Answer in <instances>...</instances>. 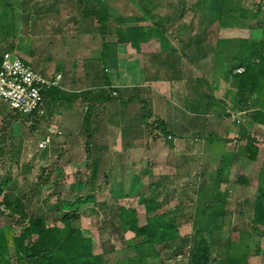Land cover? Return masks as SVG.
I'll list each match as a JSON object with an SVG mask.
<instances>
[{
    "label": "rangeland",
    "instance_id": "374dc122",
    "mask_svg": "<svg viewBox=\"0 0 264 264\" xmlns=\"http://www.w3.org/2000/svg\"><path fill=\"white\" fill-rule=\"evenodd\" d=\"M3 1L12 2L18 13L22 10L21 2L27 1L29 7H35L37 2V0ZM45 1L51 2V0H38L39 4ZM106 1L109 4L110 33L104 38L115 40L116 20L123 16L140 15V11L134 0ZM135 1L141 2V0ZM147 1L161 2L154 10L157 13L155 19L158 20L172 14L173 7L169 4L172 2L176 4L178 0ZM185 1L186 20L176 24V28L186 25L183 31H198L199 26L202 25L199 23L200 16L209 15H205L203 3L197 0ZM57 2L58 13L42 15L36 23L33 19L26 23L17 16L16 49L13 52L45 74L54 76L61 73L63 90L70 93L81 92L89 86V80L84 77L85 66L90 57L99 54L102 36L98 33V25L92 16H84L85 19L81 17L80 14L83 12H79V4L76 0H57ZM228 2L229 13L226 18L231 30L235 28L238 31L234 30V32L249 33L250 19H241L240 9L248 8L255 12L259 3H261V13L253 23L264 26V0H228ZM7 9H10V6H7ZM81 10L84 9L81 7ZM29 11L26 10L21 14L26 16ZM218 23L214 21L210 25L203 24L206 25L204 30L215 35ZM144 24H149V21H144ZM259 29L255 34L261 37L262 34L264 35V29ZM174 30V27H169L168 33ZM4 34L0 27V37L4 38L0 40V51L7 48L8 43L13 39V36H4ZM31 49L34 50V55L29 54L28 51ZM113 75L111 70L112 79ZM110 103L106 105V110H103L106 112L105 117L100 116L93 125L96 131L92 141L96 138L95 142L98 144L96 149L95 145L87 143V132L84 127L85 108L80 99L70 104L68 101H59L45 105L44 112L37 119L39 123L35 129L30 127L34 121L33 117L27 120L21 116L12 117L13 111L0 100V136L4 138L3 141L0 139V178L10 173L17 188L31 197L28 211L45 214L49 223L62 226V222L55 221L58 213L56 210L58 198L71 197L76 193L75 186L80 181L88 182L95 164H98L99 171L95 179L96 198L99 202H108V206L101 208L98 204H89L82 207L79 225L92 237L95 253L103 255L104 264H117L119 259L135 254L130 247L135 241L134 233L128 231L124 234V240L121 239L116 230L114 214L119 205L132 206L138 210L141 221L145 220L144 206L138 202L142 193L146 196L152 193L159 195L158 198L162 202L160 210L180 216V236L192 237L197 228L212 231V248L216 256L226 254L228 238L232 230L240 229L248 232L251 234V251L253 252L257 245H262L263 248L259 255L250 256L249 264H264V238L260 236L259 230L252 226V213L246 207L243 209L244 214L239 213L240 204L237 198L239 166L235 164L236 167L231 166L232 168H215L216 166L205 158L192 163L195 165L190 167L181 157L175 159L168 156L167 164L146 168L145 156L143 159L140 155L138 157L140 151L135 150L131 152L130 157H125L126 167L120 168L116 165L120 161L119 156L115 149L111 148L114 140L112 130L104 127V123L108 122L107 117L110 118L111 114H115L109 111ZM123 116L127 119L125 113ZM49 127L61 130L62 134L54 137L53 142L48 146L47 155L43 157V151L39 149L38 143ZM12 129L17 132L15 137H12ZM151 138L155 140L158 136ZM123 139L126 143L125 137ZM202 144L205 145V142H200L201 147L204 146ZM227 148L233 151L237 159L239 145L232 144ZM203 151L200 148L195 153L201 155ZM133 159L138 160L137 164H130ZM203 167H207V171L201 176ZM104 174L107 175L104 177ZM222 175L226 180L223 184H218L220 187L214 182L210 183L212 177H222ZM0 226H10L9 233L13 234H18L21 229L18 217L10 216L7 211L0 214ZM159 250L160 258L165 264H185L188 260L189 247L179 249L159 247ZM10 254L14 259L15 250L12 246ZM149 261V264H161L159 259ZM14 264H26V262L14 261Z\"/></svg>",
    "mask_w": 264,
    "mask_h": 264
},
{
    "label": "trees",
    "instance_id": "16d2710c",
    "mask_svg": "<svg viewBox=\"0 0 264 264\" xmlns=\"http://www.w3.org/2000/svg\"><path fill=\"white\" fill-rule=\"evenodd\" d=\"M76 1L79 4V12H83V14H80L81 17L85 19L84 16H92L98 25V33L102 36L99 54L93 58L90 57L85 66V74L89 80V86L92 88L70 93L61 88L52 87L43 93L45 105L47 106L59 101H68L70 104L74 100L80 99L85 106L84 127L87 132V143L95 145L94 140L92 141L94 131H96V127L93 126V116L98 115L95 103H100L103 108L122 95L120 88L112 86L109 71L110 67L115 64L118 44L128 42L140 51L143 42L154 40L160 43L162 51L169 49L170 43L166 33L169 27H175L176 22L184 17L187 8L185 0H178L176 4L172 2V4H169L173 7L172 14L156 20L157 13L154 10L159 7L161 2H151V5L147 0V3H145V0H141V2L134 0L140 15L119 17L115 24L116 41L110 42L104 38L105 35L110 33L108 2L106 0H93V3L89 2L90 0ZM197 1L203 3L205 15H209V18L206 17L208 25L218 21L221 27H229L226 18L229 13L228 0ZM21 3V13L30 10L26 16L16 12L12 2L7 3L0 0L1 30L5 33L4 36H13L7 48L0 51V64L4 52H13L16 49L17 16L19 19H24L26 23L30 19H33L36 23L42 15L58 13L59 11L57 0L45 1L41 4L37 0L35 7H29L27 1ZM7 6H10V9H7ZM81 7L84 9L83 11ZM260 13L261 3L258 4L255 12L248 8H241L240 18L250 19L249 27L251 30L264 29L262 24L255 25L253 23ZM144 21H149V24H144ZM3 39L0 37L1 41ZM217 43V57L219 59L220 57L222 59V53L225 50L231 56L229 73L233 84L237 88V93L245 99L251 95L256 96L252 104L254 106H251V108H257L254 109L252 114L256 122L264 124V37L255 35L252 37L219 38ZM172 51H175V49L173 48ZM28 52L30 55H34V50L31 49ZM25 61L30 63L27 60ZM241 67L243 71L237 72L236 70ZM105 86H108V88H105ZM113 90L117 93L113 94ZM142 102L145 101L142 100ZM147 106L148 104L145 102L142 107L146 122L152 128H160L167 140L171 139L172 135L168 134L165 120L159 118L149 120L152 117V112ZM12 111V117L21 116L24 120L33 117L34 121L30 127L32 129L37 128V123H39L37 112L25 115L15 110ZM234 120L236 121L235 118ZM12 134V137H15L16 130L12 129ZM0 139L4 140L1 136ZM41 150L43 151L42 156L45 157L48 153V147ZM258 152L259 142L253 137H248L245 146V157L249 160H255ZM124 153L125 151L118 153L119 160H122ZM95 165L91 179L84 183L80 181L75 186L76 193L71 197L58 198L56 206L58 213L55 221L62 222V226L49 223L45 214L28 211L27 207L28 203L31 202V197L17 188V184H14L10 173L0 178V214L7 211L10 216H17L21 224L18 234L9 233L10 226H0V264H14V261L26 262V264H104L103 255L95 253L92 237L87 235L84 228L79 225L82 207L89 204H98L101 208L108 206V202H99L96 198L97 186L95 179L98 175L99 166L98 164ZM119 165L118 163L117 166ZM124 166L122 164L120 168ZM106 175L104 174V177ZM242 177V183L249 182L248 177ZM158 196L153 193L150 196L143 193L139 195L138 202L144 206L146 215L143 221H141L135 207L117 206L114 217L117 225L116 230L119 232L121 239L128 231L133 232L135 238L134 243L130 246L135 254L119 259L117 264H149L150 259H159L161 264H165L160 258L159 247L160 249L189 247V256L185 264H249V258L252 254L259 255L261 253L262 245H257L255 250L251 251V234L240 229H234L230 232L228 238L226 254L222 256L214 255L212 248L213 232L197 228L192 237L180 236V216L172 214L170 211H161L162 202ZM252 207V226L254 229H258L260 236L264 238V186H258ZM11 246L15 250L14 259L10 254Z\"/></svg>",
    "mask_w": 264,
    "mask_h": 264
},
{
    "label": "crops",
    "instance_id": "0c3cea01",
    "mask_svg": "<svg viewBox=\"0 0 264 264\" xmlns=\"http://www.w3.org/2000/svg\"><path fill=\"white\" fill-rule=\"evenodd\" d=\"M184 20L185 15L176 24ZM199 23L208 25L205 16H200ZM176 24L173 32L166 33L170 50L162 51L160 43L154 40L143 42L140 51L128 42L118 44L116 61L109 71L113 70L114 74L112 86L120 88L122 95L110 103L109 111L115 114L107 117V123L103 122L105 128L112 130L114 140L111 148L117 154L125 151L124 158L118 162L120 165H127L125 157H130L135 150L140 151L138 157L140 155L143 159L145 156L146 168L167 164L168 156L175 159L181 157L190 167H194L192 163L205 158L215 168L227 169L237 164L239 213L244 214L245 207L253 213L252 202L258 186H264V124L256 122L252 114L257 108H251L256 96L245 99L237 93L229 73L231 56L225 50L222 59H219L217 42L219 38L252 37L260 29L242 34L234 32L238 31L235 28L231 30L230 27L218 25L217 34L211 35L204 30L206 25H200V30L193 32L183 31L186 25L176 28ZM105 40L115 42L116 38ZM173 48L175 51H172ZM239 69L236 71L239 72ZM142 100L148 103V109L152 112L149 120H165L171 139L167 140L160 128H152L146 122L142 110L145 102ZM95 104L98 115L93 116V125L100 116L106 115L103 112L106 107L98 106V102ZM240 111L246 112L242 115L245 120L237 123L230 113ZM153 136L158 138L154 140L151 138ZM248 137L259 142L255 160L245 157ZM95 141L96 138L94 144L97 147ZM200 142H205V145L201 147ZM232 144L239 145L237 159L233 151L227 148ZM200 148L204 151L198 155L195 151ZM137 161L133 159L130 164L135 165ZM204 171H207V167H203L201 176H204ZM242 176L248 177L249 182L242 183ZM224 177L214 176L210 183L214 182L220 187L218 184L224 183Z\"/></svg>",
    "mask_w": 264,
    "mask_h": 264
},
{
    "label": "built area",
    "instance_id": "2783aa9c",
    "mask_svg": "<svg viewBox=\"0 0 264 264\" xmlns=\"http://www.w3.org/2000/svg\"><path fill=\"white\" fill-rule=\"evenodd\" d=\"M238 71H243V68ZM52 87L64 89L61 73L50 76L36 70L15 52H4L0 64V100L5 102L10 109L25 115L34 112H37L38 115L42 114L45 106L43 92ZM112 93L116 94L117 92L113 90ZM245 113L243 111L231 112V116L236 119L237 123H240L245 120L242 116ZM61 134V130L49 127L38 143L39 149L48 147L54 137Z\"/></svg>",
    "mask_w": 264,
    "mask_h": 264
}]
</instances>
